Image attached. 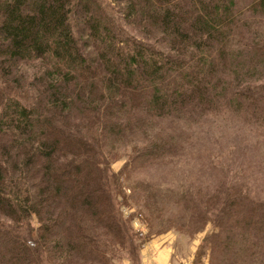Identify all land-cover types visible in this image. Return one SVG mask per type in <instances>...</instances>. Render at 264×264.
I'll list each match as a JSON object with an SVG mask.
<instances>
[{
    "label": "trees",
    "instance_id": "1",
    "mask_svg": "<svg viewBox=\"0 0 264 264\" xmlns=\"http://www.w3.org/2000/svg\"><path fill=\"white\" fill-rule=\"evenodd\" d=\"M120 1L106 18L101 0H0V83L20 62L50 63L31 101L0 89V264H141L144 241L121 212L137 196H122L114 154L134 142L124 170L171 155L183 124L221 107L264 121V82H250L264 74V0L251 24L236 0ZM134 184L160 214L166 190ZM198 221L216 227L211 264H264V202L226 191Z\"/></svg>",
    "mask_w": 264,
    "mask_h": 264
},
{
    "label": "rangeland",
    "instance_id": "2",
    "mask_svg": "<svg viewBox=\"0 0 264 264\" xmlns=\"http://www.w3.org/2000/svg\"><path fill=\"white\" fill-rule=\"evenodd\" d=\"M101 1L107 8L106 18L121 16L118 9L122 1ZM252 1L236 0L234 14L240 22L251 24L253 21L249 14ZM260 31L264 34V21ZM80 42L83 46L86 44V41ZM49 64L47 58L18 63L10 78L0 83L3 101L11 98L8 96L10 88L19 91L24 102L37 97V88L44 80V72ZM260 72L263 70L258 65L252 73L251 83L264 82V74ZM231 109L221 107L216 114L205 115L198 123L183 124L180 129L185 133L181 147L175 153L162 155L142 165L136 163L135 166H140L136 169L135 166H128L127 170L123 168L129 160L127 155L131 153L134 142L125 143L114 154L109 170L115 174L124 171L120 178L122 196H137V204L132 203L130 207L122 205L121 212L125 218L131 219L136 235L144 241L139 250L140 261L145 245L151 239L166 234L176 239L172 264H177L175 256L180 254L189 261L188 264H211L205 238L216 227L212 222L200 223L199 216L204 211L214 214L226 191L240 192L254 201L264 202V121L251 110ZM135 144L143 145L140 142ZM135 182H149L155 189L166 190L167 196L160 214H153L143 207ZM179 195L182 198L174 201ZM201 212L195 218V214ZM32 224L35 228L38 225L34 216ZM158 230L162 232L157 233ZM33 235L36 236V232ZM114 264L133 263L123 258Z\"/></svg>",
    "mask_w": 264,
    "mask_h": 264
},
{
    "label": "crops",
    "instance_id": "3",
    "mask_svg": "<svg viewBox=\"0 0 264 264\" xmlns=\"http://www.w3.org/2000/svg\"><path fill=\"white\" fill-rule=\"evenodd\" d=\"M175 240V237L166 234L151 239L141 251V264H172L171 258L175 253ZM175 258L177 264H188L189 262L181 254L180 256L176 255Z\"/></svg>",
    "mask_w": 264,
    "mask_h": 264
}]
</instances>
